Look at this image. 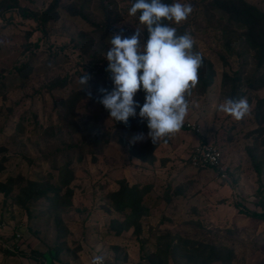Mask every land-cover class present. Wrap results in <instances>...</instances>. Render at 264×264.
<instances>
[{"label": "rangeland", "instance_id": "obj_1", "mask_svg": "<svg viewBox=\"0 0 264 264\" xmlns=\"http://www.w3.org/2000/svg\"><path fill=\"white\" fill-rule=\"evenodd\" d=\"M52 1L15 0L17 13L0 20V183L7 190L0 191V244L15 233L28 254L0 250V264H36L25 245L51 250L47 264H91L96 255L110 264H264V221L241 209H264V162L259 173L253 167L264 161V120L255 116L257 103L264 109V62L257 63L244 28L210 0H179L193 12L169 26L191 34L193 51L211 68L209 84L186 97L184 123L197 124L201 137L181 127L154 144L139 107L132 128L99 102L100 90L113 87L111 35L131 37L145 27L129 15L132 0H57L43 27L20 13L37 16ZM242 1L264 12V0ZM230 98L247 100L241 120L219 110ZM134 100L142 106L145 92ZM196 137L219 150L223 180L186 160ZM64 172L71 177L63 185ZM33 182L60 186V203L26 200L21 189ZM121 184L140 197L134 213L116 209L112 192Z\"/></svg>", "mask_w": 264, "mask_h": 264}, {"label": "clouds", "instance_id": "obj_2", "mask_svg": "<svg viewBox=\"0 0 264 264\" xmlns=\"http://www.w3.org/2000/svg\"><path fill=\"white\" fill-rule=\"evenodd\" d=\"M140 12L139 21L145 27L136 28L131 37L121 34L111 35V47L107 50V72L113 83L111 91L104 93L99 101L116 122L128 123L130 117L147 121L148 137L155 144L177 133L187 116L189 103L186 97L197 86L198 70L203 64L200 53L194 52V38L189 33L177 34V28L165 23L179 25L193 12L190 3L174 0L168 4L164 0H134L129 8L130 16ZM147 29L146 43L140 39ZM89 75L80 78L83 88L88 86ZM145 92V102L141 106L134 100L138 91ZM219 110L241 120L249 111L246 99H227L219 105ZM139 134L134 139H143ZM92 264H104L103 256H93Z\"/></svg>", "mask_w": 264, "mask_h": 264}, {"label": "trees", "instance_id": "obj_3", "mask_svg": "<svg viewBox=\"0 0 264 264\" xmlns=\"http://www.w3.org/2000/svg\"><path fill=\"white\" fill-rule=\"evenodd\" d=\"M164 2L171 4L172 0H164ZM134 3V0H132V4ZM57 4V0H53L52 3H50L45 9L39 12V14L36 16L33 13H27L23 9H20V13L22 16H27L30 18H37L38 22L40 23V27H43L48 21L51 16L55 17V6ZM208 5L218 11H221L226 18L236 23L238 26H241L245 35V39L247 42V45L250 46L251 49L254 50L255 56L257 57V63L259 65L263 64L264 62V12L259 11L256 7H254L251 4H247L242 0H210ZM16 2L15 0H0V20L4 19L5 12H9V16L11 17V13L16 12L15 10ZM17 13V12H16ZM138 16L140 15V12H137ZM32 15V16H31ZM165 23L169 24L170 22L165 21ZM146 34V40L149 38V33L147 32V29L145 31ZM204 62V61H203ZM210 74H211V68L210 65L207 63H203L202 66L198 70V84L197 86L200 87V90L202 91L205 86H207L210 82ZM64 81H61L63 83ZM76 101V98H71L68 102L69 107H66L67 111H72L74 102ZM262 108H260V104L257 103L255 106V116L258 118L257 120H264V109L261 111ZM134 119L132 117L129 118L128 123L124 125L129 126L132 128H135L136 125H134ZM121 124V123H120ZM182 128L187 130L185 128V125L183 123ZM201 137V134H199ZM264 161H261L260 163L253 162V167L257 173L260 172V166L262 165ZM64 170H67V168H64ZM63 170V171H64ZM68 173L70 172L67 170ZM60 172V171H59ZM64 177L62 179L61 184H65L71 176L66 175L64 172ZM61 187L56 185H51L50 183H29L28 185L24 186L21 189V192L24 193L25 199H42L47 200L50 203H53V206H56L60 203V192ZM0 191L6 192V186L3 183H0ZM68 194V192L66 191ZM112 196L114 197V201L117 202L119 205L116 207L117 210H122L126 207H130L132 209L131 213H134L138 201L140 199L139 195H137L136 191L134 190V186H126V184H121L115 192H112ZM260 207L264 206V196L262 197V201L259 203ZM242 211L252 217H255L257 219L264 221V209L260 208V211H250L248 209L241 208ZM15 233H12L10 236L6 237L5 241L4 238L2 239V242L4 244H0V250L3 254H20L23 256H28V254H25L23 251L20 250V247L22 244H17L16 239H14ZM14 239V240H13ZM168 246V244H167ZM173 246V245H171ZM26 248H28L30 256L34 257L36 260V264H47L45 260V254L50 255V251L48 248H45L46 253H43L42 251L38 250L36 247H29L28 245H25ZM51 256V255H50ZM54 258V257H51ZM153 263H158L154 260H151ZM57 264H62L58 262Z\"/></svg>", "mask_w": 264, "mask_h": 264}, {"label": "built area", "instance_id": "obj_4", "mask_svg": "<svg viewBox=\"0 0 264 264\" xmlns=\"http://www.w3.org/2000/svg\"><path fill=\"white\" fill-rule=\"evenodd\" d=\"M184 125L187 130L199 138L200 129L197 124L187 121ZM198 138L196 142L191 145V149L189 154L186 156V160L193 167H206L214 170L216 176L223 180L226 177V167L222 163L219 150L211 143H207L201 138ZM104 264L110 263L104 259Z\"/></svg>", "mask_w": 264, "mask_h": 264}, {"label": "crops", "instance_id": "obj_5", "mask_svg": "<svg viewBox=\"0 0 264 264\" xmlns=\"http://www.w3.org/2000/svg\"><path fill=\"white\" fill-rule=\"evenodd\" d=\"M196 139H197V137H196Z\"/></svg>", "mask_w": 264, "mask_h": 264}]
</instances>
